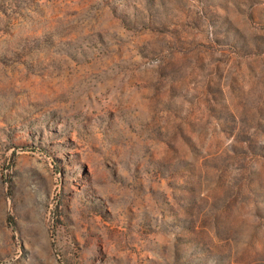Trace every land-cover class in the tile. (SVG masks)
<instances>
[{"label": "rangeland", "instance_id": "374dc122", "mask_svg": "<svg viewBox=\"0 0 264 264\" xmlns=\"http://www.w3.org/2000/svg\"><path fill=\"white\" fill-rule=\"evenodd\" d=\"M0 264H264V0H0Z\"/></svg>", "mask_w": 264, "mask_h": 264}]
</instances>
